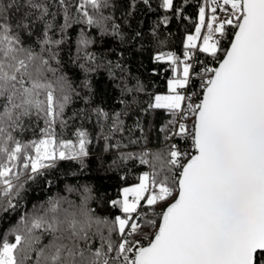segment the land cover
Wrapping results in <instances>:
<instances>
[{
  "label": "snow or ice",
  "instance_id": "obj_1",
  "mask_svg": "<svg viewBox=\"0 0 264 264\" xmlns=\"http://www.w3.org/2000/svg\"><path fill=\"white\" fill-rule=\"evenodd\" d=\"M141 2L151 8V0ZM136 4L131 0L127 15ZM14 6L19 11L16 0H0V214L17 211L26 185L60 161L83 167L89 155L86 130L77 129L75 140L63 138L75 116L65 119V110L79 95L60 68L68 30L83 24L123 39L120 25L105 14L112 0H26L29 11L12 25L7 10ZM159 7L177 16L183 11L174 0H160ZM37 22L43 24L38 51L22 38ZM168 22L165 16L162 23ZM93 43L82 28L71 59L82 61L85 74L103 66L89 51ZM184 49L183 59L172 52L155 56L169 63L173 76L167 94L148 104L169 115L161 131L171 142L113 159V168L138 159L151 169L110 202L123 215L97 214L92 186H66L79 203L57 194L33 205L11 230L14 242L0 240V264H264V0H210L199 8ZM201 53L210 59L201 60ZM142 91L139 81L121 88L122 95ZM94 112L98 121L111 119L97 137L104 150L126 147L109 143L123 130L121 113ZM41 121L39 137L25 139Z\"/></svg>",
  "mask_w": 264,
  "mask_h": 264
},
{
  "label": "trees",
  "instance_id": "obj_2",
  "mask_svg": "<svg viewBox=\"0 0 264 264\" xmlns=\"http://www.w3.org/2000/svg\"><path fill=\"white\" fill-rule=\"evenodd\" d=\"M8 2L9 0H3L5 4ZM130 2L131 0H112L113 7L105 10V14H111L120 25L123 39L113 35H101L99 30L83 24H74L68 30V40L60 47V68L72 81L79 95L73 94L72 102L65 110V119L73 117L74 113L75 116L68 120L63 138L75 140L74 133L77 129L86 130L92 141L88 146L89 155L83 159V167L78 161H60L56 168L47 170L44 176L26 185L28 190L22 194L19 209L0 214V240L7 236L10 242H14V236L10 232L21 215L30 213L33 205L45 202L50 196L59 194L79 203L76 193L68 192L66 186H92L96 199L91 202V207L97 214L112 219L116 215H123L118 208L112 207L110 202L121 198L123 188L137 184L138 177L151 169L148 165L140 164L138 159L128 160L113 168V159L120 152H155L167 144L165 133L161 129L170 117L163 109H148V104L154 95L167 93V82L173 73L168 62H157L155 56L161 52H172L183 59L185 37L195 30L199 8L209 4L210 0H174V3L183 9L179 16L166 13L160 8V0H151V8L137 0L136 9L129 16L127 13L130 10ZM16 5L19 6V11L15 6L7 10L8 22L12 25L29 11L26 0H16ZM208 10L209 7L206 8L207 13ZM165 16L169 17L166 25L162 23ZM57 23H63L62 16L57 17ZM82 28L95 40L89 51L94 52L100 58L98 62L103 64L87 74L78 66L82 61L74 63L71 59L76 55V39ZM42 32L43 24L37 22L32 27V35L23 34L22 38L26 44L38 51L37 40L41 38ZM224 46L227 47V41ZM200 59L210 58L201 53ZM116 64H119L120 68L114 67ZM125 81L129 87L139 81L144 91L122 95L121 88ZM198 84L199 81H194L193 87L196 91H199ZM133 96L135 103L132 102ZM97 108L103 109L110 117L121 113L123 130L116 133L109 142L115 143L119 140L126 145L119 152L115 149L106 152L104 139H97L101 126L107 133L111 124V119L97 120L94 112ZM43 126L41 121L35 132L29 130L24 134V138H38ZM57 132H60L59 125ZM130 140L137 143H130ZM48 181L52 182L51 185Z\"/></svg>",
  "mask_w": 264,
  "mask_h": 264
},
{
  "label": "rangeland",
  "instance_id": "obj_3",
  "mask_svg": "<svg viewBox=\"0 0 264 264\" xmlns=\"http://www.w3.org/2000/svg\"><path fill=\"white\" fill-rule=\"evenodd\" d=\"M210 4V3H209ZM211 15V10H210V7H209V10H208V16H210ZM217 15L218 16H223L224 15V13H221V12H217ZM198 24H199V13H198V17H197V23H196V26H198ZM196 28V27H195ZM195 34V30L193 31V33H191V34H188V35H186V37H185V41L184 42H186V40H187V37L189 36V35H194ZM202 35L204 34V31L202 30V33H201ZM164 94H167V93H164ZM135 185V184H134ZM134 185H131V186H128V187H132V186H134ZM122 192V191H121Z\"/></svg>",
  "mask_w": 264,
  "mask_h": 264
},
{
  "label": "built area",
  "instance_id": "obj_4",
  "mask_svg": "<svg viewBox=\"0 0 264 264\" xmlns=\"http://www.w3.org/2000/svg\"><path fill=\"white\" fill-rule=\"evenodd\" d=\"M182 92H187V90H182ZM188 123H189V125L191 124V120H189L188 121ZM171 141H167V143H170ZM177 143H182V142H180L179 140H177Z\"/></svg>",
  "mask_w": 264,
  "mask_h": 264
}]
</instances>
